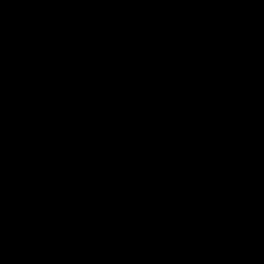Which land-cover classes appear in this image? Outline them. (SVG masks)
I'll list each match as a JSON object with an SVG mask.
<instances>
[{"label":"water","instance_id":"obj_1","mask_svg":"<svg viewBox=\"0 0 264 264\" xmlns=\"http://www.w3.org/2000/svg\"><path fill=\"white\" fill-rule=\"evenodd\" d=\"M264 50V0H0V199L93 161Z\"/></svg>","mask_w":264,"mask_h":264}]
</instances>
